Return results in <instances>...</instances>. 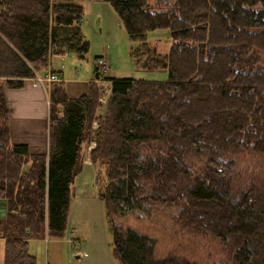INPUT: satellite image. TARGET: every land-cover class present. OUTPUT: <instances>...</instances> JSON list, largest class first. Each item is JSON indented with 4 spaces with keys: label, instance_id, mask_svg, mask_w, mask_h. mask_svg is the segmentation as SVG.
Wrapping results in <instances>:
<instances>
[{
    "label": "trees",
    "instance_id": "16d2710c",
    "mask_svg": "<svg viewBox=\"0 0 264 264\" xmlns=\"http://www.w3.org/2000/svg\"><path fill=\"white\" fill-rule=\"evenodd\" d=\"M134 48L136 69L164 82L109 79L90 161L103 171L98 194L117 264H195L155 259L153 241L115 224L146 207L175 208L186 230L216 241L226 260L264 264V178L242 181L231 162L264 156V0H100ZM75 0H0V201L2 264H35L27 240L60 239L73 179L98 108L93 78L77 98L47 87V154L9 140L5 89L49 71L51 57L83 59L88 43ZM161 30L163 55H147ZM254 56L262 66L246 67ZM56 74L55 72H51ZM110 118V119H109ZM58 138V139H57Z\"/></svg>",
    "mask_w": 264,
    "mask_h": 264
},
{
    "label": "rangeland",
    "instance_id": "374dc122",
    "mask_svg": "<svg viewBox=\"0 0 264 264\" xmlns=\"http://www.w3.org/2000/svg\"><path fill=\"white\" fill-rule=\"evenodd\" d=\"M154 0H150L153 3ZM84 14L81 33L88 43V51L81 60L72 54H65L52 60V66L62 82L66 96L74 99L86 92V84L93 78L94 60L104 56L107 72L97 88V104L87 141L82 147V160L90 158L94 149V132L99 127L109 97L111 78L164 82L166 74L161 71L136 69L130 56L134 48L119 26L117 17L110 6L98 0H75ZM166 33L161 30L146 36L147 55H163L169 47ZM149 53V54H148ZM262 57L254 56L250 63L253 69L262 66ZM61 73L59 74V68ZM107 82V83H106ZM48 84V88H49ZM107 90V92H106ZM46 111L48 107H46ZM89 151V153H87ZM84 153V154H83ZM231 164L234 174L247 181L249 177L264 178V156L243 154L234 158ZM93 167L81 166L73 179L67 213V229L60 239H47L29 247L28 253L34 256L35 264H117L111 255L110 235L104 207L98 198L105 183L103 171L97 162L90 161ZM177 210L165 207H146L132 216L115 219V224L153 241L155 259L174 257L195 264H214L224 262L225 255L220 245L211 237L193 230L189 231L176 223ZM36 247V248H33ZM38 251V252H37ZM83 255V257H81ZM79 256V259L76 257Z\"/></svg>",
    "mask_w": 264,
    "mask_h": 264
},
{
    "label": "crops",
    "instance_id": "0c3cea01",
    "mask_svg": "<svg viewBox=\"0 0 264 264\" xmlns=\"http://www.w3.org/2000/svg\"><path fill=\"white\" fill-rule=\"evenodd\" d=\"M97 2L98 0H92L93 5H97ZM83 17L84 14H82L81 17L82 22ZM81 27L82 23L80 25V30ZM55 58L57 57L50 58L48 68L50 73L55 72V67L52 66V60ZM58 73L60 74L61 71H58ZM107 79L127 78H111L108 75ZM47 92L48 91L45 92L39 88H32L30 86L29 80H25L23 82V86L20 89L4 90V97L8 112V133L10 143L13 145L26 146L29 155L45 156L47 154V111L45 108V102L47 101ZM91 150L92 149H90L89 151ZM89 151H87V153H89ZM85 156L86 152L82 160V166L93 167L94 165L90 164L89 162V156L87 159H85ZM4 217L5 204L3 201H0V264H2L3 261L4 238L2 225L4 222ZM46 241L47 240L45 237L41 239L27 240V253L29 251V247H31L33 244H37V248L39 249V247L41 246V242L44 243ZM33 248L36 247L33 246ZM29 256L33 257L34 259V256L30 254ZM81 257H83V255Z\"/></svg>",
    "mask_w": 264,
    "mask_h": 264
},
{
    "label": "built area",
    "instance_id": "2783aa9c",
    "mask_svg": "<svg viewBox=\"0 0 264 264\" xmlns=\"http://www.w3.org/2000/svg\"><path fill=\"white\" fill-rule=\"evenodd\" d=\"M82 21L79 19L77 21L78 26L80 27ZM65 54L61 55L64 56ZM60 56V57H61ZM61 66L59 68V71L61 70ZM94 68L96 70V79L94 80V84L96 87L101 85L100 81H103L107 72V66H106V60L104 56H101L97 58L94 61ZM30 82V86L32 88H39L43 91H47L48 84L58 82V75L50 73L49 71L44 72L43 74H34V76L30 79H28ZM107 92V90H106ZM108 93V92H107ZM47 107V101L45 102Z\"/></svg>",
    "mask_w": 264,
    "mask_h": 264
},
{
    "label": "water",
    "instance_id": "95a60500",
    "mask_svg": "<svg viewBox=\"0 0 264 264\" xmlns=\"http://www.w3.org/2000/svg\"><path fill=\"white\" fill-rule=\"evenodd\" d=\"M77 259H79V256L78 257H76Z\"/></svg>",
    "mask_w": 264,
    "mask_h": 264
},
{
    "label": "bare ground",
    "instance_id": "6f19581e",
    "mask_svg": "<svg viewBox=\"0 0 264 264\" xmlns=\"http://www.w3.org/2000/svg\"><path fill=\"white\" fill-rule=\"evenodd\" d=\"M110 119V118H109ZM58 139V138H57Z\"/></svg>",
    "mask_w": 264,
    "mask_h": 264
}]
</instances>
